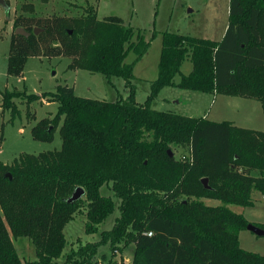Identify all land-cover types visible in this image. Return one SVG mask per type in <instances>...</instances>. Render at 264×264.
Here are the masks:
<instances>
[{
    "label": "trees",
    "instance_id": "1",
    "mask_svg": "<svg viewBox=\"0 0 264 264\" xmlns=\"http://www.w3.org/2000/svg\"><path fill=\"white\" fill-rule=\"evenodd\" d=\"M20 8L32 12L30 3ZM17 28L28 36L15 34ZM11 29L7 75L20 76L27 58L64 56L72 59L70 68L122 79L128 95L95 100L66 85L41 94L2 93L1 110L12 118L14 99L57 103L55 115L37 121L31 136L51 142L59 125L61 146L0 163V264H23L11 237L27 238L34 247L35 259L24 264H91L106 245L112 251L132 245L130 264H264V255L239 246L238 234L249 222L227 208L252 207L253 192L264 203V130L151 108L163 87L264 103V0H228L219 41L163 32L157 76L143 103L134 97L133 66L155 33L145 40L117 17L98 19L90 5L75 17L18 14ZM130 53L134 59L126 63ZM186 59L191 71L175 83ZM173 148L188 156L175 158ZM109 183L119 211L112 227L96 242H78L58 262L66 245L63 228L74 213L84 208V233L91 235L113 212L112 198L100 193ZM77 187L84 194L69 203Z\"/></svg>",
    "mask_w": 264,
    "mask_h": 264
},
{
    "label": "rangeland",
    "instance_id": "2",
    "mask_svg": "<svg viewBox=\"0 0 264 264\" xmlns=\"http://www.w3.org/2000/svg\"><path fill=\"white\" fill-rule=\"evenodd\" d=\"M4 1L8 5V10L0 5V104L1 95L5 90L19 92L26 90L27 94H41L45 91L53 92L57 86L64 85L72 87L74 94L79 97L95 100L112 102L124 99L128 95L122 79L113 77L108 81L98 73L70 68L72 59L64 56L27 58L20 76L7 75L12 19L18 14L33 17H75L83 14L84 9L90 5L95 8L98 19L117 17L123 25L131 26L135 32L139 31L145 40H149L155 33L147 52L133 66V75L137 78L133 81L134 97L139 103L145 101L149 94L150 82L157 76L163 32L219 41L225 32L228 19V0H49L46 3L39 0ZM27 3L32 4V12L28 9L21 10L20 6ZM133 59L134 55L130 53L125 62L130 63ZM190 71L191 63L186 59L181 64L180 74L174 77V82L179 81L180 75H187ZM193 93L163 87L153 99L151 108L181 112V109L194 107L195 101L189 99ZM178 100L180 104L173 103ZM184 100L188 102L183 103ZM218 100L219 102L213 105L215 110L222 108L223 112L231 115V119H235L237 124H242L240 121L248 118L250 123L245 126L264 130V103L225 97H219ZM14 103L17 113L13 118L9 110L3 112L0 107V163L9 165L21 154H38L59 149L61 146L59 125L53 132L51 142L37 141L31 136V128L37 121L55 115L57 103H47L46 98L32 101L28 105L21 99H14ZM208 103L205 104L206 108ZM173 153L175 158L179 159L188 154L179 148H173ZM110 185L109 183L108 187L103 186L100 193L112 198L115 203L113 212L98 225V232L91 235L84 233L86 222L84 208L74 213L72 220L63 228L66 245L58 262L62 263L67 253L75 248L78 242L81 244L96 242L100 231L112 227L119 216V211L118 200L113 196ZM259 196L257 192H253L252 198L255 203L252 207L227 205V208L236 214H242L249 223L264 224V203L258 200ZM211 201L213 204H219L218 201ZM212 202L206 204L210 205ZM11 241L23 264L35 259L34 247L30 240L24 237L16 239L11 237ZM238 242L242 249L264 255V236H256L247 230H241ZM132 253V245L119 246L114 251L107 245L101 246L97 249L91 264H130Z\"/></svg>",
    "mask_w": 264,
    "mask_h": 264
},
{
    "label": "crops",
    "instance_id": "3",
    "mask_svg": "<svg viewBox=\"0 0 264 264\" xmlns=\"http://www.w3.org/2000/svg\"><path fill=\"white\" fill-rule=\"evenodd\" d=\"M227 26V24H226ZM225 26V28H226ZM12 27V26H11ZM135 77V76H134ZM137 78H135L136 80ZM134 80V81H135ZM178 83V82H175ZM174 89H179L177 87H172ZM182 90V89H179ZM193 92V91H190ZM194 95H191L189 99H192L193 101H195V103L193 104L194 107L189 108V109H181V112H177V114L180 115H184V116H188V117H201V118H205L211 121H215V122H221V121H229L231 122L233 125L240 127V128H245V129H251V130H257L255 128H249L247 126H245V124H249L250 120L248 118H244V120H241L240 122L242 124H237V122L235 121V119H231V115H228L227 113L223 112L222 108H217L215 110V106L213 108V105L217 102H219L218 98L219 97H225V98H239L242 100H252V99H246V98H241V97H234V96H225V95H221V94H206V93H200V92H194ZM218 100V101H217ZM256 101V100H254ZM188 102V100H184L183 103ZM208 103L207 108L205 107V104ZM173 103L175 104H180L179 100L178 101H173ZM228 104V102H226ZM226 104V105H227ZM187 105V104H184ZM210 116V118H208ZM227 116H230V118H227ZM263 131V130H262ZM253 197V193L251 195ZM258 200H262V197L259 196ZM203 201L207 203L212 202L211 199H203ZM214 202L217 200H213ZM255 203V202H254ZM217 204H210V206H216Z\"/></svg>",
    "mask_w": 264,
    "mask_h": 264
},
{
    "label": "water",
    "instance_id": "4",
    "mask_svg": "<svg viewBox=\"0 0 264 264\" xmlns=\"http://www.w3.org/2000/svg\"><path fill=\"white\" fill-rule=\"evenodd\" d=\"M0 5L5 9L8 10V5L6 4V2L4 0H0ZM39 31L38 28H34L33 29V33H37ZM15 34H20L23 35L25 37L28 36V33H26L22 28H17L14 30ZM168 155L171 157L172 156V152L171 150H167ZM202 184L204 185L205 188H208L207 186V179L203 178L201 179ZM84 194V190L81 187H77L75 188V190L72 192L71 196L68 198V202L72 203L76 200H78L79 198H81ZM246 230L253 233L256 236H264V229L252 224V223H248L246 226Z\"/></svg>",
    "mask_w": 264,
    "mask_h": 264
},
{
    "label": "built area",
    "instance_id": "5",
    "mask_svg": "<svg viewBox=\"0 0 264 264\" xmlns=\"http://www.w3.org/2000/svg\"><path fill=\"white\" fill-rule=\"evenodd\" d=\"M148 235H150V233H148Z\"/></svg>",
    "mask_w": 264,
    "mask_h": 264
}]
</instances>
